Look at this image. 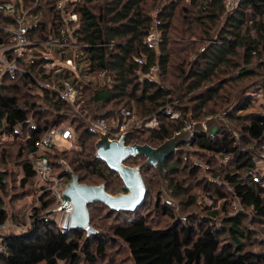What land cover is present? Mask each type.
I'll use <instances>...</instances> for the list:
<instances>
[{
  "label": "trees",
  "instance_id": "obj_1",
  "mask_svg": "<svg viewBox=\"0 0 264 264\" xmlns=\"http://www.w3.org/2000/svg\"><path fill=\"white\" fill-rule=\"evenodd\" d=\"M26 1L34 6L35 0ZM57 1L44 0L36 5L42 12V20L30 33L35 45L29 48L22 70L6 75L0 84V135L6 137L5 145L17 147L18 156L23 158L22 186L32 189L40 183L41 191L40 206L33 209L29 228L3 238L5 252L0 253V264H82L83 259L88 264H99L106 256L109 242L106 237L110 234L127 245L133 264H264V253L244 251L242 242L250 240L253 232L248 226L251 222L244 225L248 214L238 210L232 216L221 217L223 212L229 214V208L231 211L238 201L240 207L252 210V220L258 217L264 222V158L259 152L264 150V113L240 115L251 107L252 99L242 96L243 89L237 86L258 75L259 70L264 72L263 61L255 68L252 66L255 59L264 55V0H241L229 12L226 0H167L168 3H164L166 0H81L78 29L74 32L82 47V54L76 59L80 80L68 71L55 74L46 70L51 60L45 54L59 52L43 43L51 38L59 39L64 27L56 10ZM3 7L4 0H0V43L8 37L5 28L16 23ZM155 24L162 34L158 51L146 42ZM70 54L60 57L64 59ZM156 64L161 70L159 82L148 77L150 68ZM102 69L113 74L111 87L99 86L96 76ZM225 74L228 78L221 79ZM64 81L79 87L75 106L61 101L55 91L45 87ZM235 98L238 104L226 118L238 122L236 134L225 128L216 137L197 135L182 145L164 166L166 169L170 161L168 175H175L180 170V160L188 163L191 153L196 157L189 165V173L195 187H202L206 191L203 195L212 201L209 205L206 199L202 207L206 217L194 221L193 214H189L186 218L177 217L166 228L156 229L148 224L141 207L135 211L136 215L140 213L137 218L106 231L96 224L92 205L91 224L102 234L88 239L82 230L62 231L55 222L40 219L54 201L30 156L50 128L69 121L79 132L73 151L61 153L58 148H52L44 152L59 177L71 181L70 168L82 184H105L108 193H126L119 175L96 158L98 136L89 120L115 118L122 109L134 111L139 119L156 117L157 128L134 130L126 143L157 148L187 128L191 113L198 122L231 105ZM167 105L182 118L172 119L165 110ZM188 146L191 153L186 149ZM5 151L0 152L4 163ZM142 160L145 163L140 164ZM65 162L68 168L62 164ZM126 165L141 168L148 190L153 183L149 174L155 169L143 157L131 159ZM215 170L214 178L219 177L218 181L198 176L200 172L212 174ZM8 176L6 171H0V188L4 189ZM115 180L120 184H114ZM173 183L170 180L173 193L183 189V184ZM195 198L188 197V204H195ZM216 198L223 202L221 210H211ZM170 206L166 202L160 210L170 216ZM8 215L0 198V223L9 220ZM223 234H228V242L221 240Z\"/></svg>",
  "mask_w": 264,
  "mask_h": 264
},
{
  "label": "rangeland",
  "instance_id": "obj_2",
  "mask_svg": "<svg viewBox=\"0 0 264 264\" xmlns=\"http://www.w3.org/2000/svg\"><path fill=\"white\" fill-rule=\"evenodd\" d=\"M168 3V1H164V3ZM202 47V46H200ZM264 62V55L262 56L261 59H255L253 61L254 68L257 66V63ZM245 64L242 63V67H244ZM230 73L232 72L229 71ZM228 78V75H223L221 76V79H226ZM235 86V84H234ZM238 87L242 88V96L246 97L249 96L252 99V105L251 107L243 112L240 113V115H246L248 113H264V72L262 70L258 71V75L250 77L249 79L244 80L241 83H238ZM230 92L232 89L230 86L227 88ZM222 94V93H221ZM245 94V95H244ZM234 103L238 102L236 101V98L232 101L231 105H228L224 107L221 110H217V112L214 114L220 115L224 113L225 109L228 107H233ZM213 106L212 104H210ZM121 108V107H120ZM109 109H112L110 107ZM108 109L104 110L105 112ZM235 110V109H234ZM233 110V111H234ZM135 113V112H134ZM179 118H182L181 114H179ZM224 115V114H223ZM221 115V116H223ZM213 115L207 116L203 118L202 120L196 122L194 119H190L187 122V128L190 127V124L192 126L194 125H199L197 123L203 122L205 119L211 117ZM118 117V114H117ZM227 117V116H226ZM138 118V117H137ZM178 118V119H179ZM215 118L213 120L208 121L206 124L207 131H211L213 127L216 128V132L220 133L223 129L234 130L236 134V127H237V121L235 123L228 121L227 118L224 121H221V119ZM139 119V118H138ZM142 120V118H140ZM144 119V118H143ZM71 123L68 121L66 124L62 125V130H70L73 134V131H75L76 125H71ZM72 128V129H71ZM76 132V131H75ZM78 130L76 132V136H73V138H69L68 140H62L60 138H57L55 140L56 145L60 152H66V151H73L75 149V137L77 138L78 135ZM217 133V134H218ZM71 134V135H72ZM217 136V135H216ZM6 139L5 136L0 135V152L1 150H6L5 151V163L1 161L0 159V171H6L8 173V177L5 181V186L4 189L0 188V198L3 200V203L5 205V209L8 211V216L9 220L15 225V226H21V227H27L28 224H32V219L31 215L33 214V209L38 208L39 202L38 198L41 195V191L39 190L40 183L37 185V187H23L22 186V170H21V163L22 159L18 156L19 149L14 146H7L4 144V140ZM255 144L251 145V147H254ZM245 146V145H244ZM190 150V153L192 152L191 146H188ZM247 147V146H245ZM261 149V148H259ZM261 153V156L264 158V150L259 151ZM68 153V152H66ZM68 156H71V154H67ZM184 156V155H183ZM189 162L184 163L181 162L180 160V170L178 173L175 175H168L167 168L169 165V162L167 164V167L165 169L166 171V176H165V184L163 183L160 175L158 174L157 171L152 170L149 174L151 179L153 180V183H151L150 187H148V196L146 198L144 206L141 208L143 209V214L146 216L148 224L156 229H163L168 227L171 223L173 224L176 220L177 217L182 218V217H187L189 214H193L192 218L194 221L202 219L203 216L206 214L202 210V207L205 205L206 199H210L209 196H204L203 193L206 191L202 187H195L194 181L191 178V175L189 173V165L192 163V160H196V157L192 155V153L189 155ZM177 157H173V161H176ZM172 161V162H173ZM145 163L143 160L140 161V164ZM263 162L260 161V165H262ZM64 167H69L68 163L65 162L63 164ZM70 169V168H69ZM217 171L215 170L212 174L205 173V172H200L198 173V176L206 178V179H211L214 181H218V178L215 177V173ZM58 173V171H57ZM224 174V173H223ZM220 175V174H218ZM66 179V178H65ZM170 180L172 182H179L182 185L183 189L180 190L178 193H173L172 190L170 189ZM42 182V181H41ZM120 184L117 180H115L114 184ZM71 183L70 180H67L66 182L62 183L60 188L64 192L66 186ZM173 183V184H174ZM47 190H49L51 194V198L54 201V204L50 207L49 210L41 213L40 217L43 219L49 218L48 216L52 213L53 217L55 215L56 218H58V222L55 224L58 226V229L61 230L60 227H63V223L61 224V215L59 213H56L58 211V208L60 206V201L56 197H54L52 193V188L48 185H45ZM223 191L226 190V187L223 185L222 186ZM112 194V193H110ZM120 192L117 191L116 194L113 195H118ZM174 194V195H173ZM214 190L212 191V195L214 196ZM196 196V203L195 204H188V197ZM232 197V196H231ZM233 200V197L231 198V201ZM169 201V202H168ZM168 202L171 206L170 211L171 214L170 216H166L164 212L160 210L163 204ZM237 202V201H236ZM221 207H223V202L219 201V198H216V201L214 202V207L211 209L213 210L214 208L221 210ZM232 207V210L230 211L229 208V214H225L224 212L221 214L222 219L226 218L225 216H232L231 214H235V209ZM93 210L91 212L94 215V219L96 224H100L99 227L104 228L106 231L109 230V228L118 224H122L124 221H130L132 219L137 218V216L134 213H119V214H113L107 210L102 204H94L93 205ZM240 211H245V213L248 214V218L244 221V225H248L250 222L251 224L248 225L251 229L252 236L250 240H243V244H245L244 251L245 252H254V253H264V222H261V218L258 219V217H255L252 220V217L254 216V213L252 210L247 209L246 207L242 206ZM64 214V213H63ZM67 216V215H66ZM65 216V217H66ZM206 217V216H205ZM54 219V218H53ZM65 220V218H64ZM173 221V222H172ZM192 221V223H194ZM61 225V226H60ZM29 228V227H28ZM24 230H16V233L20 234L23 233ZM106 238H109V242L106 244V256L105 258H102L99 262V264H133L132 256L130 254V250L128 249L127 245L121 240L118 239L117 237L113 236L110 234V236H107ZM229 236L228 234H223L221 236L222 241H229ZM97 246L94 247V251H96ZM82 264H88L84 259Z\"/></svg>",
  "mask_w": 264,
  "mask_h": 264
},
{
  "label": "built area",
  "instance_id": "obj_3",
  "mask_svg": "<svg viewBox=\"0 0 264 264\" xmlns=\"http://www.w3.org/2000/svg\"><path fill=\"white\" fill-rule=\"evenodd\" d=\"M41 1L35 0L34 6L27 5L26 0H4V9L6 13L13 16L16 20L15 25H10L5 28V33L8 34L7 39L0 43V84L4 77L9 74H15L22 70L21 66L27 60L30 47L35 43L30 40V33L32 29L39 25L42 20V12L36 9ZM241 0H226L227 11L235 9ZM81 8V0H58L56 3V10L60 15L63 29L60 31V38H51L47 42L43 43V46L50 49L58 50L59 54L53 52H47L45 56L51 61L47 64L46 70L53 71L55 74H60L63 71H68L80 80L78 65L76 59L82 54L80 49L82 48L78 44L77 38L74 36V32L78 29L79 13ZM162 40V34L155 24L152 31L149 33L146 42L147 44L159 50ZM42 45V43H40ZM204 51V49H202ZM67 53H71L70 57L62 59L60 56ZM161 75L160 66L158 64L153 65L150 68L148 77L156 82H159ZM100 87H111L114 84L113 74L107 70L102 69L96 76ZM41 85H44L37 80ZM48 89L55 91L61 101L69 103L75 106L78 96L79 87L70 81H64L60 85L48 84L45 85ZM166 112L172 119H178L179 113L174 112L170 105L165 107ZM76 112L80 110L76 109ZM119 124L117 130L110 131L112 126ZM90 127L98 130L101 133H108L111 139L119 140L124 135L127 136L134 130H153L159 126V121L156 117L150 119H138L134 111L122 109L118 117H102L99 119L89 120ZM70 130H62L61 126H55L50 128L46 134L36 143V151L31 154L30 160L38 174L39 179L46 185L52 188L54 197L60 201V206L56 213L61 215V224L64 222V218L71 211V205L64 200L63 191L60 188L61 184L66 182L65 177H59L54 171V167L51 165L49 159L44 155L45 151L52 148H56L55 140L60 138L62 140H68L72 137ZM127 142V141H126ZM64 164V163H62ZM207 204L211 205L212 201L207 199ZM66 207H69L68 209ZM235 211L240 210V202H235L233 205ZM54 213V212H52ZM52 213L44 220L58 222V218L53 217ZM64 213V214H63ZM55 214V213H54ZM54 218V219H53ZM40 219H43L40 217ZM21 226H15L10 220H6L0 223V253H4V247L2 245L3 238L11 232L16 230H24ZM61 226V225H60ZM62 231H66L63 227H60Z\"/></svg>",
  "mask_w": 264,
  "mask_h": 264
},
{
  "label": "water",
  "instance_id": "obj_4",
  "mask_svg": "<svg viewBox=\"0 0 264 264\" xmlns=\"http://www.w3.org/2000/svg\"><path fill=\"white\" fill-rule=\"evenodd\" d=\"M237 103L233 107L225 109L224 113L211 116L199 125L183 129L171 139L166 140L161 146L154 148L149 145H127L126 135L119 140H113L108 133H101L92 129L98 136L95 144L96 158L103 161L112 172L119 175L123 182L126 193L113 195L107 192L106 185L89 186L82 184L71 169L68 172L72 176L64 192L63 198L71 205V211L65 217L63 228L68 231L82 230L86 232V238L102 234L91 224L89 207L94 204H102L111 211L133 213L143 207L148 196V190L143 180L140 167H130L126 162L131 159L143 157L147 164L155 169L165 184V162L174 154H177L182 145L190 143L197 135H205L208 138L216 137V128L209 132L206 124L208 121L220 117L221 121L226 120V116L233 112ZM224 114V115H223ZM223 115V116H221ZM193 119L192 113L189 120ZM119 124L112 126L110 131L117 130ZM230 132L235 134L234 130ZM169 202V201H168ZM186 218V217H182Z\"/></svg>",
  "mask_w": 264,
  "mask_h": 264
},
{
  "label": "bare ground",
  "instance_id": "obj_5",
  "mask_svg": "<svg viewBox=\"0 0 264 264\" xmlns=\"http://www.w3.org/2000/svg\"><path fill=\"white\" fill-rule=\"evenodd\" d=\"M67 209L69 208V207H66Z\"/></svg>",
  "mask_w": 264,
  "mask_h": 264
}]
</instances>
